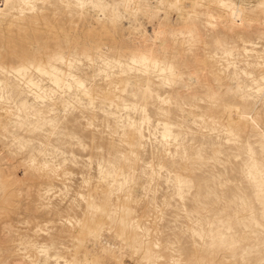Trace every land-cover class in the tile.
I'll list each match as a JSON object with an SVG mask.
<instances>
[{"label": "rangeland", "instance_id": "374dc122", "mask_svg": "<svg viewBox=\"0 0 264 264\" xmlns=\"http://www.w3.org/2000/svg\"><path fill=\"white\" fill-rule=\"evenodd\" d=\"M0 264H264V0H0Z\"/></svg>", "mask_w": 264, "mask_h": 264}, {"label": "bare ground", "instance_id": "6f19581e", "mask_svg": "<svg viewBox=\"0 0 264 264\" xmlns=\"http://www.w3.org/2000/svg\"><path fill=\"white\" fill-rule=\"evenodd\" d=\"M222 7L224 8L225 15L233 22H236L242 18L243 8L239 1L234 2L233 4L222 2Z\"/></svg>", "mask_w": 264, "mask_h": 264}]
</instances>
